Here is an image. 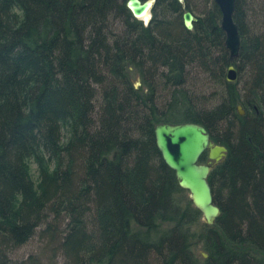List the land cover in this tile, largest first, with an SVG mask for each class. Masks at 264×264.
I'll list each match as a JSON object with an SVG mask.
<instances>
[{"label":"trees","instance_id":"trees-1","mask_svg":"<svg viewBox=\"0 0 264 264\" xmlns=\"http://www.w3.org/2000/svg\"><path fill=\"white\" fill-rule=\"evenodd\" d=\"M208 4L188 31L175 17L179 0H156L147 25L121 0H0L1 244L23 245L46 224L39 232L59 242L65 264H198L183 227L199 212L153 137L158 123L193 122L227 148L207 179L220 215L203 236V264H264V37L248 35L235 0L233 65L249 74L241 94L223 81L229 54L220 10ZM112 18L120 37L106 35ZM126 64L140 71V89ZM193 64L222 82L211 108L186 88ZM34 157L47 160L36 185L26 166ZM48 214L67 218L59 235ZM0 264L13 263L0 252Z\"/></svg>","mask_w":264,"mask_h":264},{"label":"rangeland","instance_id":"rangeland-1","mask_svg":"<svg viewBox=\"0 0 264 264\" xmlns=\"http://www.w3.org/2000/svg\"><path fill=\"white\" fill-rule=\"evenodd\" d=\"M120 1V0H119ZM125 5V0H121ZM190 1V8L187 7L184 0L181 2L183 4L182 10L179 14H176L177 22L179 21L182 23L181 14L184 10L189 9L193 15L197 18L201 16V12L209 7V0H188ZM239 9L243 14V22L246 25L248 35H259L264 37V0H238ZM129 11V9H127ZM130 12V11H129ZM154 17L153 9L151 10L150 14ZM151 20V19H150ZM123 27L120 25L118 18H112L110 23L107 25V33L110 38L120 37L123 33ZM241 44V39H240ZM228 51V50H227ZM229 54V52H228ZM215 55V54H214ZM229 58V57H228ZM237 58V57H236ZM236 58L230 59L229 58V65L227 66L226 70L224 71V80L229 84H234L237 89L242 94L246 84L248 83L249 74L248 69L245 67L244 64L238 63L239 70L233 65L234 60ZM207 62V61H206ZM127 65V64H126ZM206 66L211 72L215 73L214 69L206 63ZM232 66L234 69V73L236 78L234 80L228 81L226 79L228 67ZM128 71V79L132 83L140 82L141 80V73L140 71L135 68L133 65H127ZM149 65L146 63L145 73L148 79L151 80L157 86V90L161 97L165 96L166 91L161 90L163 80L158 77L157 72L149 71L147 68ZM185 80H186V88L192 92L195 96H197L200 100H198L199 106H202L206 109L211 108L212 106L216 105L220 101V97L222 96L223 88L222 82L218 80V78H213L208 73H205L197 64L190 65L188 68L185 69L184 72ZM134 87V85H133ZM135 88V87H134ZM141 83L135 88L140 89ZM97 93H100V87H95ZM99 98V95L96 96ZM238 106V105H237ZM236 106V109H237ZM241 106V105H239ZM241 110L244 109L241 106ZM245 113V111H244ZM240 115V114H239ZM63 139L67 138L68 131L63 129L62 132ZM46 166V157H39V158H28L26 160V166L28 170V176L30 180L36 185L38 184L39 179V168L40 163ZM206 159V158H205ZM205 161V160H204ZM53 163L49 161L47 163V167L49 169L53 168ZM182 200H189L188 192L184 191L183 196H181ZM191 204V202H190ZM192 206V204H191ZM182 207V206H181ZM193 207V206H192ZM63 217L54 218L53 214H48V223L50 224V231L56 232V235H59L61 231L65 228L67 218L61 214ZM60 215V216H61ZM47 223V224H48ZM171 226V225H170ZM210 225H206L202 219L201 214L196 217L193 222H189L187 225L183 227V229L190 235V245L191 250L193 253V257L198 262V264H203L205 259L208 257V253L204 249V242L203 236L206 232V228ZM46 224L41 226L37 229L35 234L23 245L12 247V249L7 248V246L0 243V252L4 254L8 259L9 262L13 264H24L29 258H38L41 264H65L64 258L62 256V252L59 249V242L50 243L48 238L42 237L40 234V230L44 229ZM14 246V245H13ZM66 261V260H65ZM64 262V263H63ZM67 262V261H66ZM68 264V263H67Z\"/></svg>","mask_w":264,"mask_h":264},{"label":"water","instance_id":"water-1","mask_svg":"<svg viewBox=\"0 0 264 264\" xmlns=\"http://www.w3.org/2000/svg\"><path fill=\"white\" fill-rule=\"evenodd\" d=\"M214 2L221 13L220 27L225 36L224 46L229 52V58H236L240 37L233 21L235 0ZM126 6L135 19L147 17L152 8L151 1L139 0H129ZM182 18L185 29L191 31L196 18L189 11H185ZM235 78L234 69L229 66L226 79L231 81ZM138 85L139 82H136L134 87ZM237 111L240 115L244 114L239 105ZM153 137L163 163L174 173L179 188L188 192L192 206L201 214L204 223L214 224L220 215V209L213 202L211 186L207 179L213 167L226 158L227 148L213 142L205 127L193 122L158 123L153 128ZM203 154H206V159L201 162Z\"/></svg>","mask_w":264,"mask_h":264},{"label":"bare ground","instance_id":"bare-ground-1","mask_svg":"<svg viewBox=\"0 0 264 264\" xmlns=\"http://www.w3.org/2000/svg\"><path fill=\"white\" fill-rule=\"evenodd\" d=\"M129 0H125V7L127 8V6H126V4H127V2H128ZM140 2H144V1H151V4H152V8H151V10L153 9V7H154V5L156 4V0H139ZM128 9V8H127ZM130 11V10H129ZM185 11H189L192 15H193V13L189 10V9H186V10H184L183 12H182V14L185 12ZM151 12V11H150ZM150 14V13H149ZM182 14H181V20H182V25H183V27H184V24H183V18H182ZM132 16V15H131ZM194 16V15H193ZM133 17V16H132ZM195 17V16H194ZM134 18V17H133ZM196 18V17H195ZM135 19V18H134ZM150 19H151V16L150 15H148L147 17H144V18H142V19H136V20H138V21H141V22H143V24L144 25H147L149 22H150ZM197 19V18H196ZM195 23V22H194ZM122 26V25H121ZM185 28V27H184ZM221 28V27H220ZM136 83V82H135ZM134 83V84H135ZM133 84V85H134ZM139 84H140V82H139ZM167 167V166H166ZM168 168V167H167Z\"/></svg>","mask_w":264,"mask_h":264}]
</instances>
